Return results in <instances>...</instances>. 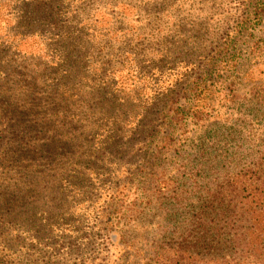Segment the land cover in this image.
<instances>
[{
	"label": "rangeland",
	"instance_id": "374dc122",
	"mask_svg": "<svg viewBox=\"0 0 264 264\" xmlns=\"http://www.w3.org/2000/svg\"><path fill=\"white\" fill-rule=\"evenodd\" d=\"M33 1L0 0V121L9 102L11 121L35 117L43 141L64 133V118L82 136L49 160L0 157L1 190L21 189L6 197L26 217L0 209V263L146 264L162 225L152 152L169 128L184 144L204 123L235 127L249 115L238 102L264 89V0H51L54 20L38 39L20 24ZM37 69L45 81L38 100L28 97L29 117L27 101L5 94ZM50 101L64 117L43 127L50 111L37 107ZM100 112L111 119L99 122ZM122 116L138 125L122 129ZM252 120L264 139V118Z\"/></svg>",
	"mask_w": 264,
	"mask_h": 264
},
{
	"label": "trees",
	"instance_id": "16d2710c",
	"mask_svg": "<svg viewBox=\"0 0 264 264\" xmlns=\"http://www.w3.org/2000/svg\"><path fill=\"white\" fill-rule=\"evenodd\" d=\"M33 3L25 5L23 13L28 15L23 14L25 20L22 17L20 24L34 29L35 33L31 34L35 35L33 39H38L36 32L42 31L39 27L54 20V7L51 0H34ZM40 56L34 54L31 59L43 61ZM65 56L63 53L62 57ZM33 66L38 64L33 63ZM33 72L35 77L24 73L17 89L5 94L16 105L21 103L20 99L23 104L27 101L26 115L29 117H32V100L28 97L38 100L37 88L45 81L39 69ZM15 93L21 95L15 97ZM122 104L127 106L128 102ZM9 105V102L3 103L0 121L1 126L9 130L0 132V157L5 160L20 161L26 155L33 161L49 160L54 154L52 149L73 146L82 136V133H68L75 132L74 124L64 118V133L43 141L34 133L38 130L34 126L38 124L34 122L35 117L32 125L21 120L12 122L13 109ZM238 105L249 115L240 118L235 127L206 126L204 123L194 139L186 140L188 144L177 141L175 131L169 128L155 146L151 163L157 171L151 181L152 194L162 225L146 264H264V139L257 138L251 130L252 118H264V89L239 100ZM54 106L59 109L53 110ZM37 108L50 111L48 117L40 120L43 127H49L51 120L59 115L64 117L62 102L50 101ZM100 113L99 122L111 119ZM143 116L140 115L139 121L143 122L146 118ZM115 120L124 130L138 125L134 118L125 121L122 116ZM95 126L96 123L88 121L84 130L92 131ZM112 143L116 144V140ZM183 148L195 154L186 153ZM9 191L21 189L17 186L2 191L0 185V209L9 206L10 217L23 221L26 217L23 212L15 211Z\"/></svg>",
	"mask_w": 264,
	"mask_h": 264
}]
</instances>
